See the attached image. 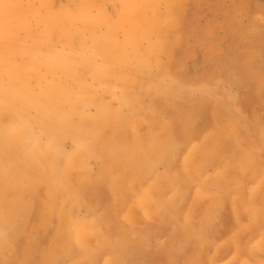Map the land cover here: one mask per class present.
<instances>
[{
    "label": "rangeland",
    "instance_id": "rangeland-1",
    "mask_svg": "<svg viewBox=\"0 0 264 264\" xmlns=\"http://www.w3.org/2000/svg\"><path fill=\"white\" fill-rule=\"evenodd\" d=\"M0 264H264V0H0Z\"/></svg>",
    "mask_w": 264,
    "mask_h": 264
},
{
    "label": "bare ground",
    "instance_id": "bare-ground-1",
    "mask_svg": "<svg viewBox=\"0 0 264 264\" xmlns=\"http://www.w3.org/2000/svg\"><path fill=\"white\" fill-rule=\"evenodd\" d=\"M119 167V166H118ZM3 220V219H2ZM157 220V219H156ZM50 255V254H49ZM49 260V259H48ZM47 261V260H46Z\"/></svg>",
    "mask_w": 264,
    "mask_h": 264
}]
</instances>
